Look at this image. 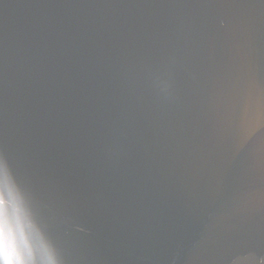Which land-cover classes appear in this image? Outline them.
Returning <instances> with one entry per match:
<instances>
[{
	"label": "water",
	"instance_id": "1",
	"mask_svg": "<svg viewBox=\"0 0 264 264\" xmlns=\"http://www.w3.org/2000/svg\"><path fill=\"white\" fill-rule=\"evenodd\" d=\"M0 264H264V0H0Z\"/></svg>",
	"mask_w": 264,
	"mask_h": 264
}]
</instances>
